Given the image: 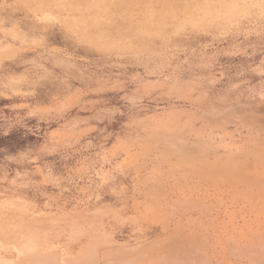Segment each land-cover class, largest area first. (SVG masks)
<instances>
[{
    "label": "rangeland",
    "instance_id": "1",
    "mask_svg": "<svg viewBox=\"0 0 264 264\" xmlns=\"http://www.w3.org/2000/svg\"><path fill=\"white\" fill-rule=\"evenodd\" d=\"M0 264H264V0H0Z\"/></svg>",
    "mask_w": 264,
    "mask_h": 264
}]
</instances>
